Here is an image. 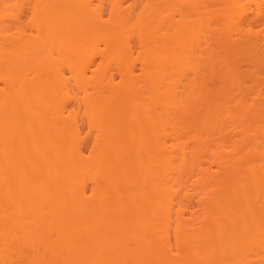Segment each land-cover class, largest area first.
<instances>
[{"label":"bare ground","instance_id":"bare-ground-1","mask_svg":"<svg viewBox=\"0 0 264 264\" xmlns=\"http://www.w3.org/2000/svg\"><path fill=\"white\" fill-rule=\"evenodd\" d=\"M88 3L0 0V264H264V0Z\"/></svg>","mask_w":264,"mask_h":264},{"label":"rangeland","instance_id":"rangeland-1","mask_svg":"<svg viewBox=\"0 0 264 264\" xmlns=\"http://www.w3.org/2000/svg\"><path fill=\"white\" fill-rule=\"evenodd\" d=\"M86 1H87V4L89 5V3H88L89 0H86ZM128 3H129V1H126V4H128ZM105 10H106V9H105ZM106 14H108V11L106 12ZM104 17L107 18V16L105 15V13H104ZM133 42H134V41H133ZM133 42H132V47H133V50L135 51V50H137V49H136L137 46H136L135 42H134V44H133ZM134 45H135V46H134ZM69 107H71V105H70ZM80 124H81V123H80ZM83 128H84V124L81 126V129L84 130V129L86 128V127H85L84 129H83ZM84 131H85V130H84Z\"/></svg>","mask_w":264,"mask_h":264}]
</instances>
